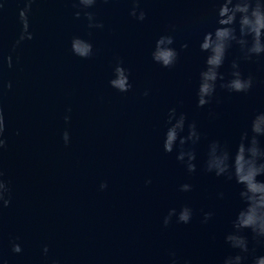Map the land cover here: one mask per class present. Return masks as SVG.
Masks as SVG:
<instances>
[{"label":"water","instance_id":"obj_1","mask_svg":"<svg viewBox=\"0 0 264 264\" xmlns=\"http://www.w3.org/2000/svg\"><path fill=\"white\" fill-rule=\"evenodd\" d=\"M213 2L141 0L146 17L137 21L128 14L130 0H97L88 11L103 27L88 29L83 13L74 16L76 0H35L28 15L33 39L12 52L23 3L6 0L0 10V172L11 199L0 209V256L8 264H171V253L176 264H222L234 254L224 235L243 206L239 186L202 165L209 141L233 148L252 116L264 111V58L241 64L243 74L254 76L249 93L218 88L212 103L196 107L205 55L199 42L215 27ZM169 32L178 60L164 68L152 61L151 51ZM77 35L92 42L88 59L70 51ZM184 43L188 48L181 50ZM9 54L12 68L3 63ZM236 55L230 50L221 71ZM117 61L129 72L133 87L127 93L108 85ZM169 107L184 112L201 134L198 144L185 146L196 152L193 173L175 151L162 150ZM182 183L192 190L179 191ZM185 204L193 209L190 222L177 223L173 216L165 226L168 210ZM205 212L212 213L206 222ZM244 234L254 255H264V241L247 229ZM12 242L21 245L20 253L11 251ZM244 264H251V256Z\"/></svg>","mask_w":264,"mask_h":264},{"label":"clouds","instance_id":"obj_2","mask_svg":"<svg viewBox=\"0 0 264 264\" xmlns=\"http://www.w3.org/2000/svg\"><path fill=\"white\" fill-rule=\"evenodd\" d=\"M6 0H0V10L5 6ZM107 2V0H105ZM129 16L137 21H144L146 13L141 7V0H130ZM23 7L19 8L18 20L21 26L18 38L12 45V52L24 41L33 39V33L29 31L28 15L35 0H22ZM97 0H76L73 7L78 10L74 13L76 18L83 13L87 20L88 29H99L103 25L94 19V14L89 9L93 8ZM215 17V27L211 31H205L199 42V50L204 53V67L198 73L195 97L196 107L203 108L216 98L217 89H224L229 93L247 94L254 86V76L245 75L241 71L242 63H258L264 58V0H214L212 4ZM174 37L171 32L161 34L155 40L151 51V59L154 63L164 68H172L178 60V52L172 46ZM72 55L80 59H88L93 53V45L90 39L82 36H73L69 41ZM181 50L188 48V44L180 45ZM235 49L236 55L229 63L227 72L221 71L230 50ZM18 59V58H17ZM3 63L8 68L13 66L11 54L3 57ZM108 85L118 93H127L132 87L129 81V72L120 61H117L113 69ZM10 88L11 83L5 85ZM148 95V91L143 93ZM71 109H66L63 119L65 124L70 120ZM211 115V113H209ZM4 117L0 113V149L5 146ZM64 144L70 142V135L65 129L61 135ZM201 140L195 122H189L184 112H178L176 107H169L165 114L161 146L165 153L175 151V159L182 163L188 173L197 169V156L192 147ZM203 170L217 178H224L239 186L238 198L242 207L236 212L231 222V230L224 235V242L234 254L224 257L222 264H244L251 256V264H264V255H254V250L249 248L248 237L244 230H249L252 238L264 241V111L256 112L246 129L238 136L233 148L224 146L218 140L209 141L206 157L203 161ZM106 183L101 182L99 188H106ZM192 185L182 183L179 191L190 192ZM223 195L222 193L220 194ZM11 199L10 188L0 172V209L6 208ZM212 213L205 212L204 222ZM177 223L187 224L193 216V209L188 205H181L179 209L170 208L163 218L166 226L172 217ZM11 251L20 253L21 245L11 243ZM48 252L47 245L43 247V253ZM173 259L171 264H176L175 253L170 254ZM0 264H8L7 260L0 256ZM55 264V262H53Z\"/></svg>","mask_w":264,"mask_h":264}]
</instances>
